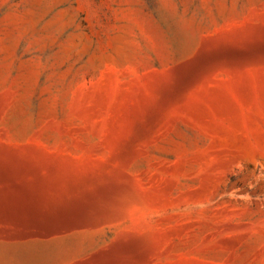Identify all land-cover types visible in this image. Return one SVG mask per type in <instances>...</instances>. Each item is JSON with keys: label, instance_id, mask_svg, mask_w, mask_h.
<instances>
[{"label": "rangeland", "instance_id": "374dc122", "mask_svg": "<svg viewBox=\"0 0 264 264\" xmlns=\"http://www.w3.org/2000/svg\"><path fill=\"white\" fill-rule=\"evenodd\" d=\"M0 264H264V0H0Z\"/></svg>", "mask_w": 264, "mask_h": 264}]
</instances>
